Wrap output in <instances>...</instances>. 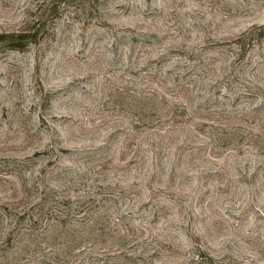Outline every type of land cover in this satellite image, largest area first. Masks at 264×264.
Segmentation results:
<instances>
[{
	"label": "rangeland",
	"instance_id": "374dc122",
	"mask_svg": "<svg viewBox=\"0 0 264 264\" xmlns=\"http://www.w3.org/2000/svg\"><path fill=\"white\" fill-rule=\"evenodd\" d=\"M0 264H264V0H0Z\"/></svg>",
	"mask_w": 264,
	"mask_h": 264
}]
</instances>
